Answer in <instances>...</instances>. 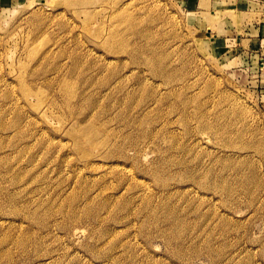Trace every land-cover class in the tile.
<instances>
[{
	"label": "rangeland",
	"instance_id": "obj_1",
	"mask_svg": "<svg viewBox=\"0 0 264 264\" xmlns=\"http://www.w3.org/2000/svg\"><path fill=\"white\" fill-rule=\"evenodd\" d=\"M0 264H264V0H0Z\"/></svg>",
	"mask_w": 264,
	"mask_h": 264
},
{
	"label": "bare ground",
	"instance_id": "obj_2",
	"mask_svg": "<svg viewBox=\"0 0 264 264\" xmlns=\"http://www.w3.org/2000/svg\"><path fill=\"white\" fill-rule=\"evenodd\" d=\"M148 62V61H147ZM23 66V65H22ZM19 68V67H18ZM24 69H26V67L25 68H23V70ZM164 71V70H163ZM19 72V71H18ZM21 72V71H20ZM26 72V71H25ZM22 77V76H21ZM25 77V76H24ZM165 77V76H164ZM170 78V77H169ZM22 80H23V78H22ZM20 82V81H19ZM168 82V81H167ZM169 82H170V80H169ZM67 83V82H66ZM21 84H22V82H21ZM64 84H65V82H64ZM69 84V83H68ZM68 84H66L67 86H68ZM71 85V84H70ZM69 85V86H70ZM26 86V85H25ZM21 87V86H20ZM71 87V86H70ZM73 87V86H72ZM112 87V86H111ZM71 89V88H70ZM37 90V89H36ZM74 93V92H73ZM35 94H37V93H35ZM41 95V94H40ZM42 96V95H41ZM45 98H46V96H45ZM45 100V99H44ZM47 100V99H46ZM183 104V103H182ZM184 117V116H183ZM22 118V117H21ZM35 121V120H34ZM12 126V125H11ZM20 135V134H19ZM18 135V136H19ZM24 135V134H23ZM17 136V137H18ZM76 141H77V143H78V145H79V147L80 148H82L85 144H87V143H89V142H92L91 141V137H90V135H89V132H86V133H83V134H81V135H79V136H77L76 137ZM101 161V160H100ZM92 162V161H91ZM89 163H90V161H89ZM88 163V164H89ZM93 165V164H92ZM93 168V167H92ZM24 190V189H23ZM3 226V225H2Z\"/></svg>",
	"mask_w": 264,
	"mask_h": 264
}]
</instances>
